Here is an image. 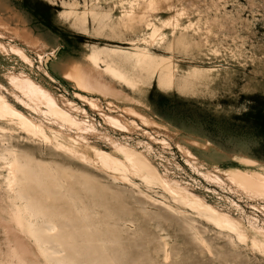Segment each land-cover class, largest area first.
Here are the masks:
<instances>
[{"label":"rangeland","instance_id":"1","mask_svg":"<svg viewBox=\"0 0 264 264\" xmlns=\"http://www.w3.org/2000/svg\"><path fill=\"white\" fill-rule=\"evenodd\" d=\"M7 1L34 35L48 37L56 47L52 53L0 30V41L25 52L34 80L54 96L77 102L112 141L148 150L157 164L178 168L171 164V170L181 168L197 180L193 191L205 194L209 188L229 197L241 208L236 213L258 219L261 227L264 211L255 207L264 206V199L231 190L229 183H206L203 173L230 167L264 173V0ZM176 12L185 14L181 26L175 32L165 29V37L148 44L153 29ZM87 55L107 69V81L139 98L143 107L84 93L52 69L57 58ZM19 59L22 69H8L27 73V62ZM9 101L24 111L21 103ZM102 113L134 125L113 126ZM46 122L43 130L53 137L49 129L55 125ZM92 138L108 148L104 140ZM0 153V166L16 163L13 196L0 184V216L9 221L3 212H27L28 239L41 264H264V255L239 243L233 233L209 222L207 227L193 209L163 205L172 204V197L138 178L135 184L123 181L25 132L5 136L0 129ZM249 157L255 162L247 167ZM216 197L224 208L231 206ZM243 231L252 240L257 236L247 218ZM4 237L0 231V249L8 246ZM6 258L0 255V264Z\"/></svg>","mask_w":264,"mask_h":264},{"label":"bare ground","instance_id":"2","mask_svg":"<svg viewBox=\"0 0 264 264\" xmlns=\"http://www.w3.org/2000/svg\"><path fill=\"white\" fill-rule=\"evenodd\" d=\"M155 1L158 2L159 0ZM161 1L164 2L165 0ZM184 15L176 12L175 15L162 19L161 27L153 29L152 39L148 44L152 45L157 38L162 39L165 37L167 35L165 29L167 28H171L175 32L181 26L180 19ZM0 30L7 33L10 32V35H16V37L21 38L31 46L50 48L52 53L56 48L55 45L50 43L48 37L41 34L38 36L34 35L31 29L28 28L24 17L9 6L7 0H0ZM2 41H0V59L6 60H3L5 61L4 66L0 64V74L4 79V81L0 80V129L5 136H14L25 132L43 140L46 144H54L56 148L65 151L68 155L77 157L84 163L118 175L123 181L135 184L134 180L138 178L150 190L161 189L172 197V204L163 203V205H167L168 208L172 209L175 206H179L183 210L193 209L205 221L221 230L233 233L239 243L246 244L251 251L264 255V223L260 227L258 219L251 216L246 217L243 213H236V209L241 210V208L232 200H229V197L221 195L214 190L205 188V194L193 191L191 188H195L197 180L183 173L181 168L177 170L179 172L175 171L177 167L174 164L171 163L175 166L174 170H171V164H157L148 150L138 151L128 145L118 144L108 136L100 133L94 123L88 120L89 117L87 118L86 111L80 108L77 102L63 98L61 95V97L54 96L50 89L33 79L31 76V63L27 61L29 58L24 54L25 52L21 54V51L16 46L7 47L12 42L5 43ZM145 53H142V57L145 56ZM16 58L27 62V73L21 71V73L16 74L15 71H12L22 69V67L19 68ZM52 69L84 93L103 97L116 96L121 101L132 102L138 107H143V103L139 98L127 95L117 88L116 83L107 81L104 77L107 69H102L98 66L95 58L91 55H87V59L74 57L57 58L52 62ZM9 98L21 103L20 105L24 106V111L16 108L14 103L9 101ZM78 98L82 102H87L94 109L99 107L96 103H91V99L86 96L79 95ZM128 110L135 114L140 113L134 108H128ZM79 112H81V116L78 115ZM100 115L104 117L107 121L106 123L110 122L113 126L119 124L125 129L124 125H134L133 122L126 118L122 119V117L104 113ZM139 116L144 123H148L144 116L140 114ZM46 121L48 123L51 121L55 125L54 128L49 129L54 134L53 137L43 130V126L47 124ZM52 123H50L51 126H53ZM157 124L160 125L159 123ZM129 131L132 130L129 129ZM93 136L104 140L108 148L101 147L94 141ZM197 144L200 147L209 148L203 142H198ZM247 162H250L246 163L248 167V164L254 163L255 160L249 157ZM15 170V162L5 161L0 166V184L8 191H11L12 196L14 194ZM169 173L176 174L175 176L179 177L181 181L171 178ZM203 174L205 178L209 179L210 182L213 181L216 185L222 187L229 183L231 190L241 191L250 196L252 195L253 198L264 199V173L262 172L230 167L228 169L214 168L212 171H205ZM215 195L221 200L227 201V203L230 202L231 206L224 208L223 204L219 203V199L217 200L218 202L214 199ZM255 208L264 211V206L256 205ZM235 213L236 215H234ZM3 214L10 216L9 221L3 215V217L0 216V231L4 234V239L8 244L6 249H0V255L5 253L10 257V259L7 260L6 258L3 262L6 264H41L28 239L30 231L28 221L30 216L27 212L19 209L17 212H3ZM246 218L249 220L250 226L256 231L257 236L253 240L243 231ZM15 225L24 234L23 237L18 235L14 228Z\"/></svg>","mask_w":264,"mask_h":264}]
</instances>
